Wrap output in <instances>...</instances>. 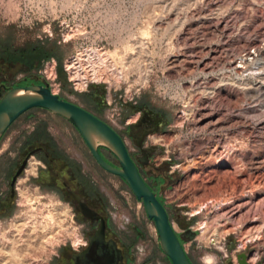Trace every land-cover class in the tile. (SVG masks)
Segmentation results:
<instances>
[{
  "label": "rangeland",
  "instance_id": "1",
  "mask_svg": "<svg viewBox=\"0 0 264 264\" xmlns=\"http://www.w3.org/2000/svg\"><path fill=\"white\" fill-rule=\"evenodd\" d=\"M221 16L232 19L229 35L214 26ZM263 21L264 0H0V97L11 87L45 81L40 61L29 69L3 55L2 45L55 48L64 76L47 81L50 89L115 128L177 235L196 233L182 242L191 262L203 264L209 256L212 264H238L244 254L247 264H264ZM247 40L258 41L257 51L245 47ZM214 50L222 51L221 62L210 60ZM84 53L100 76L95 82L88 77L86 89H74L64 68L71 79L69 66L76 60L85 67ZM246 54L251 57L244 60ZM224 88L229 99L216 95L209 117L198 95ZM141 125L150 130L144 146L153 150L146 165L137 161L134 143ZM38 147L41 155L33 153ZM24 161H30L27 175L21 173L12 188ZM62 181L108 220L107 237L123 249L124 264H171L143 203L96 164L68 121L40 108L21 115L0 140V263L12 249L26 264H72V247L47 237L59 203L69 205L76 223L67 236L86 233ZM244 202L242 210L230 211Z\"/></svg>",
  "mask_w": 264,
  "mask_h": 264
},
{
  "label": "water",
  "instance_id": "2",
  "mask_svg": "<svg viewBox=\"0 0 264 264\" xmlns=\"http://www.w3.org/2000/svg\"><path fill=\"white\" fill-rule=\"evenodd\" d=\"M34 108L47 110L68 121L78 131L98 166L104 171L118 176L127 184L136 199L143 203L148 219L153 221L158 234L159 247L171 264H193L182 242L194 239L196 233L188 229L177 235L169 220L167 210L141 176L119 134L89 111L60 98L58 95H53L47 82L11 87L0 98V140L21 115ZM136 146L141 148V143L136 142ZM100 148L112 154L118 165H110L101 156ZM147 150L152 151L151 149ZM142 152L145 153V150L142 149ZM139 162L146 164L145 160L139 159ZM25 164L26 161L17 171L11 187L21 174ZM72 194L79 212L84 218L101 220L94 236L89 238V246L72 256L73 264H118V261L122 259L121 251L113 240H105L103 219L90 210L81 197L74 192ZM237 261L238 264H247L244 254L239 255Z\"/></svg>",
  "mask_w": 264,
  "mask_h": 264
},
{
  "label": "bare ground",
  "instance_id": "3",
  "mask_svg": "<svg viewBox=\"0 0 264 264\" xmlns=\"http://www.w3.org/2000/svg\"><path fill=\"white\" fill-rule=\"evenodd\" d=\"M208 1V0H207ZM221 1V0H220ZM223 2V1H222ZM245 2V1H244ZM243 2V3H244ZM216 3V2H215ZM218 3H221V2H217L216 4H218ZM209 4V3H208ZM223 4V3H222ZM205 5V4H204ZM207 5V4H206ZM196 6V5H195ZM242 6V5H241ZM245 7V6H244ZM196 8H198V7H196ZM199 8H200V6H199ZM210 8V7H209ZM215 8V7H214ZM247 8V7H246ZM195 9V8H194ZM190 10V9H189ZM196 11H197V9H195ZM239 10V9H238ZM188 11V10H187ZM234 11V10H233ZM231 12H232V10H231ZM192 13V12H191ZM194 13V12H193ZM192 13V14H193ZM199 13V12H198ZM202 14V13H201ZM206 14V13H205ZM228 14H230V15H232V13H228ZM234 14V13H233ZM244 14V13H243ZM252 14H253V12H252ZM196 15V14H195ZM235 15H238V13H235ZM259 15V14H258ZM204 16V15H203ZM223 16V15H222ZM221 16V18L220 19H217V17L215 18L216 19V21L214 22V26L216 27V28H218L219 30H221L222 32H225L226 34H231L232 33V31H233V29H232V19L231 18H223ZM227 16V15H226ZM229 16V15H228ZM234 16V15H233ZM193 17V16H192ZM200 17V16H199ZM205 17H206V15H205ZM220 17V16H219ZM203 18V17H202ZM211 17H209V19H210ZM233 18V17H232ZM236 19V18H235ZM234 19V20H235ZM263 19V18H262ZM239 20H240V18H239ZM250 20V19H249ZM213 21V20H212ZM251 21V20H250ZM264 22V21H263ZM203 23V22H202ZM235 23V22H234ZM261 23V22H260ZM237 24V23H236ZM235 24V25H236ZM240 24H242V23H240ZM249 24V23H248ZM202 26V25H201ZM205 26V25H204ZM212 26V25H211ZM213 26V27H214ZM237 26V25H236ZM233 27H235V26H233ZM237 28V27H236ZM243 28V27H242ZM242 30V29H241ZM263 30V29H262ZM249 31V30H248ZM259 32V31H258ZM224 33V34H225ZM245 33V32H244ZM234 34V33H233ZM188 37V36H187ZM236 37V36H235ZM239 37V36H238ZM240 38H241V36H240ZM190 39V38H189ZM239 39V38H238ZM188 40V39H187ZM248 42H245L244 43V45H245V47L246 48H249V49H253V50H255V51H257V49H258V41H255V40H253V41H251V40H247ZM242 42H244V41H242ZM240 43V42H239ZM239 45V44H238ZM230 46V45H229ZM206 47V46H205ZM204 47V48H205ZM260 47V46H259ZM216 48V47H215ZM213 50V49H212ZM199 51V50H198ZM263 51V50H262ZM209 52V51H208ZM222 52V51H221ZM221 52L219 51V50H214L213 51V53L211 54V58H210V60L211 61H219L220 59H221V57H222V54H221ZM195 53V52H194ZM235 53V52H234ZM241 53V52H240ZM246 53H249V52H246ZM85 54V53H84ZM200 54H201V52H200ZM204 54V53H203ZM208 54V53H207ZM210 54V53H209ZM197 55V54H196ZM199 56H201V55H199ZM205 56V55H204ZM238 56V55H237ZM240 56H241V54H240ZM245 57H246V59H244V60H247V58H250L251 57V55L250 54H246V55H244ZM243 56V57H244ZM257 56V55H256ZM239 57V56H238ZM258 57H264V54L263 53H258ZM200 58H202V57H199V59ZM75 59H77V58H75ZM243 59V58H242ZM223 60V59H222ZM228 60V59H227ZM232 60H234V59H231V61ZM76 61V60H75ZM72 62V65L71 66H69V69H71V79H73L74 81H76V85H78V86H80V87H85L86 86V84H87V81H88V77H90V80L92 81V82H95V81H97V79L99 78V70L97 71V67H96V65L95 64H93L92 63V61H91V57H90V55H88V54H85L84 55V59L82 60V61H84L85 62V67L83 66V64H81V63H77V62ZM181 61V60H180ZM182 61H184L185 62V60H182ZM224 61V60H223ZM249 61H250V59H249ZM67 62V61H66ZM220 62H221V60H220ZM225 62V61H224ZM223 62V63H224ZM228 62V61H227ZM175 63V62H174ZM178 63V62H177ZM181 63V62H180ZM232 63V62H231ZM245 63H247L246 61H245ZM256 64V63H255ZM261 64H262V62H261ZM178 65V64H177ZM213 65V64H212ZM244 65V64H243ZM66 66V65H65ZM68 66V65H67ZM67 66H66V68H67ZM203 66H205V67H207V66H209V65H203ZM241 66V65H240ZM183 67V66H182ZM215 67V66H214ZM244 67V66H243ZM242 67V68H243ZM182 69V68H181ZM180 69V70H181ZM202 69V68H201ZM248 69H250V67L248 68ZM183 70V69H182ZM184 70H186V69H184ZM213 70V69H212ZM246 71V70H245ZM203 72H204V69H203ZM209 72V71H208ZM43 74L45 75V77L46 78H48V77H51V76H54L55 75V70H54V64L51 62V63H49V64H47L46 66H45V68H44V71H43ZM208 74V73H207ZM48 77H47V76ZM208 77V76H207ZM213 77V76H212ZM48 79H50V78H48ZM204 79L205 78H203V81H204ZM212 79V78H211ZM206 80V79H205ZM227 80V79H226ZM259 82H261V81H259ZM202 83V82H201ZM262 83V82H261ZM260 83V84H261ZM215 84H217V83H215ZM209 85V84H208ZM211 85V84H210ZM232 85V84H231ZM217 86V85H216ZM218 86H220V85H218ZM259 86V85H258ZM230 87V86H229ZM217 88V87H216ZM259 89V88H258ZM197 90V89H196ZM215 90V89H214ZM191 92V91H190ZM197 92H198V90H197ZM224 92V96H225V98H228L229 99V97H228V94H229V92L226 90L225 91V88L224 89H219L218 91H217V93L215 92L214 93V91L212 92V94H211V96H204V94H191L190 96H189V99H191V98H193V99H195L194 98V96H196V95H198V97H197V99H198V101H199V104H200V107H201V109H203V110H209L208 112H209V117L210 116H213V113H212V109L214 108V106L216 105V102H217V97H216V95H219V94H221V93H223ZM245 92V91H244ZM191 93H193V92H191ZM234 93V92H233ZM236 94V93H235ZM206 95V94H205ZM196 99V100H197ZM211 123V122H210ZM200 129V128H199ZM217 147V146H216ZM216 150H212L211 152H210V156H212V154L215 152ZM216 155V154H215ZM211 158V157H210ZM202 160V159H201ZM32 166V165H31ZM33 169H31V171H32ZM27 171V170H26ZM33 171H35V170H33ZM32 171V172H33ZM247 203V202H246ZM246 203L244 202V203H242V204H237L236 206H234V205H231L230 207H232L231 209H230V211L232 210V212H233V210H236V212L237 211H240V210H242L244 207H245V205H246ZM229 204V203H228ZM225 204H223V206H224ZM226 206V205H225ZM234 206V207H233ZM227 207H228V205H227ZM251 210V209H250ZM227 212V211H226ZM228 212H229V210H228ZM228 214V213H227ZM226 214V215H227ZM224 215H225V213H222V215H219L218 217L219 218H224ZM226 217V216H225ZM229 217H231V216H229ZM226 219V218H225ZM229 220H231L230 218H228V220L227 221H229ZM220 221V220H219ZM222 221V220H221ZM220 221V222H221ZM226 222V221H225ZM198 229H201V230H203L202 231V234L203 233H205V231H206V223H202V224H200L199 225V228ZM35 230V229H34ZM19 232V231H18ZM31 233H32V231H31ZM76 239V238H75ZM15 242V241H14ZM14 245H16V243L14 244ZM17 246V245H16ZM13 247V246H12ZM1 251V250H0ZM2 252V251H1ZM3 253V252H2ZM1 253V254H2ZM6 253V252H5ZM18 252H16L15 253V251H13L12 249H11V251H10V258L9 259H6V260H3L4 261V263L2 262V263H0V264H26L25 262H26V260L24 259V256L22 255V254H17ZM9 254V253H8ZM1 256V255H0ZM4 257H5V255H3ZM208 256V255H207ZM2 257V256H1ZM209 257V256H208ZM7 258V257H6ZM212 258V257H211ZM213 258H212V263H213ZM252 261V260H251Z\"/></svg>",
  "mask_w": 264,
  "mask_h": 264
},
{
  "label": "flooded vegetation",
  "instance_id": "4",
  "mask_svg": "<svg viewBox=\"0 0 264 264\" xmlns=\"http://www.w3.org/2000/svg\"><path fill=\"white\" fill-rule=\"evenodd\" d=\"M34 84H38V83H34ZM0 96H1V93H0ZM1 98V97H0ZM126 124H128V122L126 123ZM141 129H142V132L140 133V135H138L135 139H134V143H135V146H136V142H140L141 143V148H138L137 146V148L139 149V151H138V154L136 155L137 157V161L139 162V159H141V160H145L146 161V164L148 163V159H149V155L153 152V150L152 151H148L147 149H150V148H147V147H145L144 146V142H145V139L147 138V136L149 135V133H150V130H148V129H145L144 128V126L143 125H141ZM146 133V134H145ZM145 134V135H144ZM120 136V135H119ZM121 137V136H120ZM122 138V137H121ZM124 141V140H123ZM125 142V141H124ZM142 149H144L145 150V153H143L142 152ZM99 151H100V154H101V156L110 164V165H112V166H115L113 163H112V161H111V159L109 158V157H107L106 156V154L105 153H109V152H107L106 150H104L103 148H100L99 149ZM44 151H43V148L42 147H38V148H36L35 149V151L33 152L34 154H36V155H41L42 153H43ZM109 155L112 157V158H114V156L112 155V154H110L109 153ZM129 155H130V157L132 158V160L135 162V164L137 165V163H136V161H135V159L131 156V154L129 153ZM47 157H48V154H45L44 155V158L45 159H47ZM93 158V157H92ZM115 159V158H114ZM116 160V159H115ZM95 161V160H94ZM117 161V160H116ZM27 162L28 161H26V164H25V166H24V168L26 167V165H27ZM140 163V162H139ZM41 164V163H40ZM97 164V163H96ZM146 164H144V165H146ZM98 165V164H97ZM137 167H138V165H137ZM41 168H45L43 165H41ZM102 169V168H101ZM138 170H139V172H140V174H141V171H140V169H139V167H138ZM23 171H24V169L22 170V172L21 173H23ZM142 176V175H141ZM144 179V178H143ZM146 182V181H145ZM147 183V182H146ZM148 184V183H147ZM148 186L150 187V185L148 184ZM61 187L64 189V192H65V194H66V196H67V194H68V196H71V198H72V205H74V207L78 210V212H79V209H78V206H77V204L75 203V200H74V197H73V190L72 189H70V187L67 185V182L66 181H62L61 182ZM12 188H14V185H13V187ZM151 188V187H150ZM152 189V188H151ZM75 193V192H74ZM75 194H77V193H75ZM79 197H81L82 198V200H83V202L87 205V207L90 209V210H92V211H94L97 215H99L102 219H103V222H104V234H105V240L106 241H109V240H113L115 243H116V246H117V248L121 251V256H122V259L120 260V261H118V264H124V253H123V249L122 248H120L119 247V245H118V243L114 240V239H112V238H108L107 237V234H106V231H107V229H108V226H109V222H108V220L107 219H105L104 217H103V215L99 212V211H97V210H95L94 208H92L90 205H89V203L87 202V200L82 196V195H80V194H77ZM11 198H14V192H11ZM67 205V204H66ZM79 214H80V212H79ZM80 216L85 220V226H83V228L86 230V233H85V235H84V238H85V242H86V245L84 246V247H82L80 250H78V251H76V252H74V254H72L71 255V260H72V256L73 255H75V254H77V253H80V252H82L83 250H85L88 246H89V238L90 237H92V236H94V234H95V232H96V230L99 228V226H100V223H101V220L100 219H94V220H90V219H86V218H84L81 214H80ZM72 264H73V261H72Z\"/></svg>",
  "mask_w": 264,
  "mask_h": 264
},
{
  "label": "built area",
  "instance_id": "5",
  "mask_svg": "<svg viewBox=\"0 0 264 264\" xmlns=\"http://www.w3.org/2000/svg\"><path fill=\"white\" fill-rule=\"evenodd\" d=\"M51 62L54 64L55 76L53 78H50V79H54V78H56V75H57V70H56L57 65H56V61L54 59H50V60L46 61L43 65V70L40 69L39 73L43 74L45 66ZM64 69L67 72V74L69 76V81L72 83L74 89H77L75 82L70 79L69 71L67 70L66 66ZM44 78H45L44 82H47L50 80V79L46 78L45 75H44ZM47 83H48L49 89H50V84H49V82H47ZM87 87H88V83L86 84V86L84 88L86 89ZM51 93L53 95H56L55 93H53L52 90H51ZM110 127L115 130V128L113 126H110ZM125 145H126V143H125ZM29 162L30 161L27 162V165L24 168V171H23L24 176L27 175L26 170H27V167L29 166ZM38 164L41 167L40 162ZM34 167H35V174H32V177H37L38 165H36ZM28 179L29 178L27 177V180ZM35 189H37V188L36 187L32 188L33 191ZM18 197L21 198L20 193H18ZM70 212H71V209H70L68 204L66 205V204L59 203L58 206L54 208L53 214L55 215V220H57V222L55 223V225L53 224L54 221H52L50 223V225H52L53 229H51L50 232H47V237L49 238V241L53 242V243L59 242L63 246H66L67 244H69L72 247L73 251L76 252V251L80 250L82 247H84L86 245V242H85L84 235H82L80 237L78 235H75V234H72L71 236H67V233H69L68 228H70V227L72 228V224H76L75 220H74V215L71 216ZM68 220L70 221L69 223H68ZM1 224L2 223L0 221V228H1ZM72 230L75 231L74 227L72 228ZM73 231L71 233H73Z\"/></svg>",
  "mask_w": 264,
  "mask_h": 264
},
{
  "label": "trees",
  "instance_id": "6",
  "mask_svg": "<svg viewBox=\"0 0 264 264\" xmlns=\"http://www.w3.org/2000/svg\"><path fill=\"white\" fill-rule=\"evenodd\" d=\"M1 50L3 51V55H6L9 60L22 62L28 66L29 69H33V63L37 60L40 61L41 64L53 58L57 63V75L59 77L64 76L61 56L56 53L55 48H47L46 44L41 45L37 43L29 46L27 49H19L14 48L7 42L6 46H1Z\"/></svg>",
  "mask_w": 264,
  "mask_h": 264
},
{
  "label": "clouds",
  "instance_id": "7",
  "mask_svg": "<svg viewBox=\"0 0 264 264\" xmlns=\"http://www.w3.org/2000/svg\"><path fill=\"white\" fill-rule=\"evenodd\" d=\"M137 251L141 254L144 253L145 249L142 245H137ZM203 264H212V258L211 257H205Z\"/></svg>",
  "mask_w": 264,
  "mask_h": 264
},
{
  "label": "crops",
  "instance_id": "8",
  "mask_svg": "<svg viewBox=\"0 0 264 264\" xmlns=\"http://www.w3.org/2000/svg\"><path fill=\"white\" fill-rule=\"evenodd\" d=\"M53 59V58H52ZM44 63L45 62H42L37 68H38V70H40V68L44 65ZM56 65H57V63H56Z\"/></svg>",
  "mask_w": 264,
  "mask_h": 264
}]
</instances>
